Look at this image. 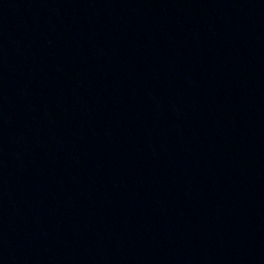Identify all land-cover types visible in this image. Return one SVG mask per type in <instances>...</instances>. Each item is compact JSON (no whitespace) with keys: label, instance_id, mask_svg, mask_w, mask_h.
Returning a JSON list of instances; mask_svg holds the SVG:
<instances>
[{"label":"water","instance_id":"water-1","mask_svg":"<svg viewBox=\"0 0 264 264\" xmlns=\"http://www.w3.org/2000/svg\"><path fill=\"white\" fill-rule=\"evenodd\" d=\"M0 264H264V0H0Z\"/></svg>","mask_w":264,"mask_h":264}]
</instances>
